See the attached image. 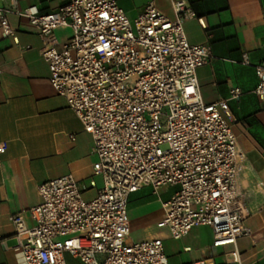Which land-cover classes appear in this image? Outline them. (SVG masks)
<instances>
[{
  "label": "built area",
  "instance_id": "2783aa9c",
  "mask_svg": "<svg viewBox=\"0 0 264 264\" xmlns=\"http://www.w3.org/2000/svg\"><path fill=\"white\" fill-rule=\"evenodd\" d=\"M173 8L175 19L152 2L130 19L115 0H68L45 14L35 5L14 11L43 38L49 83L91 136L93 175L102 180L91 198L71 173L38 185L29 222L22 213L9 217L24 264H167L161 238L128 241V198L144 186L152 194L177 186L157 223L173 239L194 225L211 227L213 246L248 234L249 210L235 191L245 153L228 106L241 90L202 101L196 69L211 59V46L189 43L183 23L194 13L182 1ZM8 12L0 8V31L15 41ZM61 27L72 33L55 47ZM253 68V92L263 99L264 58ZM6 146L0 142V153Z\"/></svg>",
  "mask_w": 264,
  "mask_h": 264
},
{
  "label": "crops",
  "instance_id": "0c3cea01",
  "mask_svg": "<svg viewBox=\"0 0 264 264\" xmlns=\"http://www.w3.org/2000/svg\"><path fill=\"white\" fill-rule=\"evenodd\" d=\"M67 1L0 0L16 36L14 41L0 31V142L7 145L0 153V264H24L9 217L22 213L29 222L26 211L39 201L40 183L71 173L87 189L86 198L102 186L101 178L93 175L91 136L49 83L41 57L43 38L27 17L14 12L35 5L40 13H50ZM115 1L130 19L150 2L169 19L176 18L174 3L191 8L189 0ZM193 1L197 16L184 21L186 38L191 44L207 43L212 50L211 59L196 69L202 101L226 99L233 86L241 90L239 101L228 106L237 144L245 153L235 191L249 210L244 222L248 234L235 244L213 246L211 227L194 225L187 235L173 239L157 223L162 203L177 186H162L156 194L144 186L128 198V241L161 238L167 264H264V98L253 92V66L264 58V0ZM71 33L70 27L56 29L50 44L60 47ZM244 55L249 65L243 64ZM146 188L149 194L142 193ZM138 232L146 234L136 238Z\"/></svg>",
  "mask_w": 264,
  "mask_h": 264
},
{
  "label": "rangeland",
  "instance_id": "374dc122",
  "mask_svg": "<svg viewBox=\"0 0 264 264\" xmlns=\"http://www.w3.org/2000/svg\"><path fill=\"white\" fill-rule=\"evenodd\" d=\"M142 193L149 194V190L146 188V189L143 190ZM145 234H146V233H144V232H143V233L138 232V233L134 234V236H135L136 238H142Z\"/></svg>",
  "mask_w": 264,
  "mask_h": 264
},
{
  "label": "trees",
  "instance_id": "16d2710c",
  "mask_svg": "<svg viewBox=\"0 0 264 264\" xmlns=\"http://www.w3.org/2000/svg\"><path fill=\"white\" fill-rule=\"evenodd\" d=\"M189 1H190V3H189L190 7H191L190 9L193 11L194 15L197 16L196 7H195V4H194L195 1H193V0H189Z\"/></svg>",
  "mask_w": 264,
  "mask_h": 264
}]
</instances>
